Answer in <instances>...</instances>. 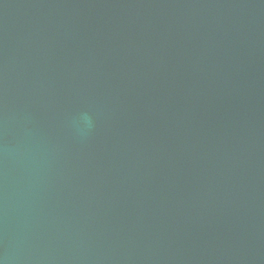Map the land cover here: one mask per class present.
<instances>
[{"label":"water","instance_id":"95a60500","mask_svg":"<svg viewBox=\"0 0 264 264\" xmlns=\"http://www.w3.org/2000/svg\"><path fill=\"white\" fill-rule=\"evenodd\" d=\"M6 249L264 264V0H0Z\"/></svg>","mask_w":264,"mask_h":264},{"label":"clouds","instance_id":"9594fccd","mask_svg":"<svg viewBox=\"0 0 264 264\" xmlns=\"http://www.w3.org/2000/svg\"><path fill=\"white\" fill-rule=\"evenodd\" d=\"M93 116L88 111H81L71 120V126L75 132L84 137L93 127ZM0 264H9V253L5 250L2 257H0Z\"/></svg>","mask_w":264,"mask_h":264}]
</instances>
